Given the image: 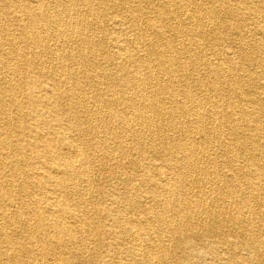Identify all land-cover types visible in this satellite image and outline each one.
I'll list each match as a JSON object with an SVG mask.
<instances>
[{
    "label": "bare ground",
    "instance_id": "obj_1",
    "mask_svg": "<svg viewBox=\"0 0 264 264\" xmlns=\"http://www.w3.org/2000/svg\"><path fill=\"white\" fill-rule=\"evenodd\" d=\"M47 1L33 0L28 5L21 0H5L7 4L21 3L25 16L12 12L0 15V155L5 154L0 158V264H70V253L65 255L77 245L73 240V234L77 231L83 235L80 253L86 256L85 245L92 232L94 218L89 213L81 216L77 211H82L83 197L92 190L90 179L83 180L89 172L91 158L98 161L103 159H96L95 153L99 148L105 149L106 155L109 152V158H114L116 151L126 155L124 139L127 137L133 139L135 152L142 147L141 136L144 132L155 133L160 139L159 147H164L172 155L168 163L157 168L162 175L160 180L146 181L152 196L150 205L158 208V213L149 217L148 212L153 209L149 206L142 210L144 216H132L126 221L113 216L112 227L115 228L112 235L116 236V241L132 243L129 251L123 252L126 257L114 264H163L171 251H185V256L194 254L198 248L194 241L207 248L205 254H212L222 261L224 258L219 249L211 248L209 242V246H206L201 240L203 236L204 239L218 236L219 230L228 225L235 228L237 239L230 244L227 240L226 245L233 248L240 246L241 250L247 251L248 258L240 256L241 259H236V255L233 257L234 249H228L226 253L231 255L228 263L219 264H264L260 255L262 244L256 233L257 225L251 219L236 215L243 208H247L252 215L259 214L257 209L250 208L254 195H243L241 204L235 207L237 212H233L234 216L228 215L219 206L217 208L221 210H217V213L208 210L209 197L214 194V189L213 185L204 186L202 183L204 177H208L211 183L220 178L217 164L210 163L207 167L200 165L198 151L193 145L192 149L186 140L193 133L203 132L204 141L210 144L212 139L208 134L214 131L215 123L220 118L231 123L234 132L238 131L239 126L226 115L223 116L218 107L208 109L206 99H198L191 94L189 79L197 70V65L187 62L184 50L171 40V36L179 38L181 45H185L182 47L188 44L192 57H197L196 49H201L206 40L213 43L224 40L219 32L220 26L208 30L204 27L206 22L215 26L214 20L217 18L232 19L236 21L237 30H241L244 23L240 14L247 17L252 13L264 16V0H257L254 4H249L248 0H53L56 10L50 9ZM230 1L235 2V7L227 5ZM149 12L155 13L156 18L148 16ZM109 19L119 31L103 41L95 39V33L91 35L94 28L110 31ZM12 22L18 24V36L8 29ZM189 34L201 39L192 40L188 38ZM108 41L112 53L108 52ZM24 42L28 50L23 48ZM73 43L77 46H73ZM254 50L244 52L245 59L253 63L260 61L264 67V56L257 58ZM258 50H262V46ZM219 53L225 58L230 54L225 49ZM30 54H33V58H30ZM43 54L50 55L44 60L49 59L52 65L46 79L43 78L46 63L39 59ZM14 57L24 61L29 72L40 78L30 81L28 76L24 80L23 69L13 62ZM228 59L209 68L208 79L225 78L222 81L225 83L223 90L228 91L230 97L231 90L241 92L245 81L244 75L239 72L244 66L236 67ZM74 64H80V68L73 69ZM233 69L236 74L230 77L228 73ZM178 81L182 82V89L177 88ZM27 84L32 88L20 98L18 93ZM197 86L205 88L201 78ZM211 87L214 93H222L215 83ZM38 88H42L41 96H37L34 90ZM212 90L206 88L203 91ZM241 93L245 97V92ZM178 95L182 100L178 99ZM246 95L250 96V91ZM89 102L93 105L89 106ZM253 102L259 104L256 99ZM243 112L245 116L249 115L248 110L244 109ZM163 122H168L169 128L172 127L171 130L180 137H165L163 129L159 128ZM86 135L93 136L91 144L83 139ZM236 136L231 148L237 154H243L250 138L239 135V132ZM239 136H242L240 140ZM23 144L36 149L32 152L34 157L23 153ZM161 151L157 148L154 153L160 155ZM30 160H34L33 165ZM249 160L254 163L256 158L250 156ZM174 168L180 171L176 178L169 172ZM17 174L28 180L11 188L3 186L8 181L12 186L13 182H18ZM195 174H202L203 178L197 181L201 185L194 186V182L187 184L185 178ZM251 175L243 176L252 179ZM124 181L131 184L128 180ZM80 182L86 184L81 186ZM45 183L50 185V192L57 196L54 203L46 197H35L29 200L31 203L25 199L17 200L16 190L31 197V189H41ZM191 187L199 189L197 196L191 195ZM254 190L256 192L257 188ZM235 194L236 183L227 182L225 188L220 190L219 199L224 197L231 201ZM219 199H213L211 205L217 206L215 204ZM232 203H237V200L234 199ZM129 204L132 210H140L137 200H130ZM203 213L212 217L209 215L196 221L195 216L201 217ZM66 218H71L72 222L66 225ZM198 226L204 228L203 234L196 231ZM50 228L54 229V233ZM153 233L157 235L156 238L149 237ZM167 237L172 245L164 244ZM101 239L103 236L98 238L99 243ZM35 242L40 243L39 246ZM156 242L161 243L155 252H151ZM221 244L220 248L224 249L225 242ZM61 249H64L62 253ZM120 253L114 255L119 256ZM51 257L53 262H50ZM212 264H215L214 261Z\"/></svg>",
    "mask_w": 264,
    "mask_h": 264
},
{
    "label": "rangeland",
    "instance_id": "obj_2",
    "mask_svg": "<svg viewBox=\"0 0 264 264\" xmlns=\"http://www.w3.org/2000/svg\"><path fill=\"white\" fill-rule=\"evenodd\" d=\"M4 1L5 0L1 1L2 6H0V15L1 14H7L8 12H12V13H16L18 15H22L23 17L25 16L23 9L21 7L22 6L21 3L16 2L14 5V3H8L7 4ZM21 1L23 4L25 3L28 5L32 4V2H33V0H30V1L29 0H21ZM248 1H250L249 4H254V3H256L257 0H248ZM248 1H246V2L248 3ZM198 2L204 3V1H198ZM230 2L231 3H229V4L227 3V5L235 7V2L234 1H230ZM46 3L48 4V7L50 9L54 8V10H56V7L54 6L55 1L53 2V0H49ZM11 7H13V8H11ZM146 7H147V5H146ZM147 15L153 19L156 18V14L153 12H149V14H147ZM240 17L244 23L241 27V30H237L236 21L232 20V19L225 20V18L224 19L223 18H219V19L217 18L214 20V22L216 23L215 26L213 23L208 24V22H206V26L204 25V27H206V29H208V30H211L213 28L215 29L216 25L218 27L220 26L219 32L224 36V40L221 42H218V43H213L212 41L206 40L205 43H203V45L201 47L202 50L196 49L197 54H198L197 57H192V50H189L190 48L188 47V44L186 45V47H184V48L182 47V45L183 46H185V45L184 44L181 45L179 38H175L174 36L173 37L171 36V40L173 41V43L176 46H178L179 48H182V50H184V52H185L184 56H185L187 62L193 63V64L195 63L197 65L196 66L197 70L193 72V74L191 75V77L189 79V82L191 83V94L193 96H195V98L206 99V101H207L206 105L208 106V109L211 108L212 106L218 107L219 110L221 111L222 115L224 114L230 120L237 122V124L239 126L238 131L236 130V132H234L232 129V124L227 123L223 119L220 118L219 121H217V123H215L216 127L214 128V131L209 132V134H208L209 138L212 139L210 144H207V142L204 141L205 136H204L203 132H199L202 134L193 133V134H191L192 136L189 138V140L185 139L190 144V147L192 149L195 148L198 151L197 157L200 158V160H199L200 165L207 167V165H209L210 163H216L218 165V166L216 165V167H217L216 169L219 173V177L221 178V179L220 178L214 179V182L211 183V181L209 179H207L208 177L203 178L202 174H199V175L195 174V176L186 177L185 181L187 184L194 182V186H197V185H201V183L197 184V181L200 182L198 179L201 177V178H203L202 184L204 186H212L213 185L212 187L214 189V194L210 195L209 204H208V210L210 213H212V210L216 211L215 213H217V210L222 209L223 211H226L228 213V215L234 216L233 212L236 211L235 207L237 204H239L241 202L243 195H245V194L254 195L255 198H254V201H251L252 207H250V208L257 209L259 214L257 216L252 215L251 213L248 212L247 208H243L240 213L236 211L237 212L236 215L243 217L245 219H251L257 225V229H258V231L256 232L257 238L259 239V241L262 244V250L260 252V255H261V258L264 259V205H263V202H261V201H263L262 198H264V67L260 61L257 63H255V62L253 63V62L247 61L244 57V52H246L247 50L253 49V48H255V50L253 51L254 56H256L257 58H261L264 56L263 55L264 54V34H262V32L264 30V16L252 13L248 17H247V15L242 16L240 14ZM223 20H225L224 23H223ZM108 25L110 28L109 32H106L104 30H98V28L97 29L94 28L91 35H93L95 33L93 35V37L95 39H99L100 41H103L105 39L112 37L113 33H115L116 31H119V30H117L119 28H114V26L112 25V21H110V19L108 21ZM140 25H141V23H140ZM222 25H223V27H221ZM120 28H122V27H120ZM8 29L12 34L18 36V34H19L18 24L12 22V23H10V25H8ZM145 35H146V33H145ZM188 38H190L192 40L201 39L200 36L196 37V36L190 35V34H189ZM183 39L186 40V38H183ZM71 42H73V39ZM178 42L180 43V46H179ZM24 44H25V42L22 45L23 48L28 50L29 49L28 45H24ZM73 46H77V44L73 43ZM105 46H106V44H105ZM260 46H262V50H258L260 48ZM222 49H225L228 52H230V54L227 58H229L228 60H231L234 65L236 64L235 65L236 67L240 66V65L244 66V68L242 70H240L239 72H241L244 75V81L245 82H244V86H243L241 92L242 91L245 92V97L243 96V94L241 92L235 91V90H231L230 94L232 96L229 97V92L223 90L225 83H223L222 81L225 78H220L218 80H217V78H216V80L208 79L209 68L210 69L213 68V65L214 66L220 65L221 63H223L225 61V59H227L223 55H220V53L217 54V52H220V50H222ZM108 50L107 51L109 53H112L111 44L109 41H108ZM29 56H30V58H33V54H30ZM99 56H100V60L103 61L101 53H99ZM48 57H50L49 54H43L39 58L43 62L46 63V69L43 72V78L44 79H46L48 77V71L50 70V67L52 66L51 63L49 62V59L44 60V59H47ZM13 62H15V63L17 62V64L20 66V68L23 69L24 80L28 76H29L28 79L30 81H32L34 79L37 80L40 78L37 74L29 72L28 67L26 66V63L24 61H22L20 58L14 57ZM70 65H71V63H69V66ZM74 65L72 66L73 69L80 68V64H78V65L74 64ZM98 69H99V67H98ZM234 74H236L234 69L228 73V75H230V77ZM194 75H195V77H194ZM200 78H201V80L204 81L205 88L202 87L203 89L201 87L198 88V86H197V82L200 80ZM227 78H229V77H227ZM165 79L166 78L164 77L163 80L165 81ZM229 79L232 81L231 78H229ZM211 81L213 83H211ZM214 83L222 89V93L218 94V93L213 92V90L211 89L212 88L211 85H213ZM28 84L26 85V87L23 90L19 91L18 94H19L20 98H23L24 94H26L29 90H31L30 88H32V87L29 88ZM181 85H182V82L178 81L177 82V88L182 89L183 86H181ZM206 88H209L212 91L211 92L210 91H203ZM34 90L36 91L37 96H41V94L43 93L42 88H38V89H34ZM177 91H178V89L176 90V92ZM247 91H250V93H251L250 96H252V97H250V96L247 97V95H246ZM38 92H40V93H38ZM91 96H92V94H91ZM178 99L182 100L181 95H178ZM253 99L258 100L259 104L254 103ZM220 104H221V106H220ZM88 105L92 106L93 103L89 102ZM244 109L248 110V114H249L248 116L244 115V112H243ZM102 114H105V113L103 112ZM205 123H207V122H205ZM168 124H169L168 122H163L159 126L160 129H163L164 136L169 137V138H171L172 136L180 137L179 134H177L171 130L172 127L169 128ZM156 129H157V127H156ZM238 132H239V135H245V136H248L250 138V141L245 145L246 152L243 154H237L231 148L232 143L234 142L235 139H237L236 135H238ZM213 135H214V137H213ZM128 138L129 137L124 139L125 140L124 146H125V150L127 152L126 155H122L120 152L118 153L116 151L113 153V154H115L114 158H112V157L109 158L108 157L109 152L106 155L105 149L99 148V149H97V151L95 153V156L97 157L96 159H100V158H103V159L98 161V160L91 158V162H90L91 165L89 164V166H88L89 172L86 176H84L83 180L88 181L90 179L92 190L90 191V193L87 196L82 195V196H84L82 202H84L85 205L83 204L82 211H77V212H79V214L81 216L83 215V213L84 214L89 213L88 215H90L92 218H94V225L92 227V232H91L90 236L88 237L89 239L87 240L86 245H85L86 252H87V253H85L86 256L85 255L82 256L80 253L81 248L83 249L82 242H81V236H83V235L81 233H77L78 231L73 234V237H74L73 240L75 241V244H77V245L75 247L71 248V252L68 250V252L65 255V256H67L70 253L69 254L70 264H91L92 262H95L96 264H111V263L114 264L115 261L117 262L118 260H123V258L126 257V255L123 252H128L129 251L128 248H130L132 246V243L129 244L130 243L129 241L122 242L121 240L116 241V236L112 235V231L115 228V227H112L113 220H114L113 216L115 218L118 217L121 220L126 221V220H128V218H130L132 216H144L145 214L143 213L142 210L145 209L146 207L147 208L152 207V205H150V200H151L152 196L148 190V183L146 181L148 179H153L156 182H158V180H160L162 175L159 174V171H157V168H158V166H161L162 164L164 165L166 162L168 163V160L171 158L172 152L166 151V149L164 147H161V148L159 147L158 142L160 139L156 136L155 133L154 134H150V133L146 134L144 132L143 135L141 136L142 147L136 149L137 151H135V152H134L135 149L132 148V146H133L132 144H134L133 139H131V138L128 139ZM241 138H242V136H239L238 140H240ZM83 139L91 144L93 136L86 135L83 137ZM73 143H75V142H73ZM126 143H128V144H126ZM152 143H155V144L153 145ZM214 143H215V145H214ZM57 144H59V142H57ZM191 145H193L194 148ZM146 146H147V148L145 150ZM22 147H23L22 151L24 154H26L30 157L35 156L32 152H35L36 149L33 150L30 147L26 146L25 144H23ZM202 147H203L204 151H203ZM157 148L162 150L160 155L154 153L155 149L157 150ZM142 149H144V151H142ZM152 150H153V152H152ZM14 151L15 150H10V152H14ZM178 152H180V151H177V153ZM174 154H176V153H174ZM4 155H0V158L4 157ZM150 155L152 157H150ZM250 156L256 158V161L254 163H252L249 160ZM125 160H126V162H125ZM33 162H34V160L33 161L30 160V163L32 165H33ZM103 163H104V165H103ZM136 163H137V165H136ZM154 164H156V165H154ZM112 166H113V168H112ZM164 169L166 171V167H164ZM110 172H112V173H110ZM169 172L173 173V177L176 178V175L180 171L178 169L174 168ZM13 174H14V172H13ZM245 174H253L256 176L251 175L252 179H246L243 176ZM116 175H117V177H116ZM119 176H121L123 178H121ZM24 178H26V179H24ZM16 179L18 182H13V186L9 183V181L4 183L6 185H3V186H5L7 188H11V187H15L16 185H20L22 182H25L26 180H28L27 177L22 178L21 174L20 175L17 174ZM122 179L128 180L129 182H131V184L125 183V181L124 180L122 181ZM217 181H218V183H217ZM232 181H233V183H236L237 194H235V197L231 201L224 198V197L219 199L220 198V195H219L220 190L225 188V185L227 182L231 183ZM80 183H81L80 184L81 186L86 184L85 182H80ZM187 186H191V185H187ZM254 188H257L256 192H254L255 191ZM190 189H192L191 195L194 197L197 196V192L199 189L198 188L193 189L192 187ZM50 190H51L50 185L45 183V184H43L41 189L33 187L31 189V194H32L31 197L30 196L26 197V196H28L26 194L22 195L21 193H19L18 190H16L15 193H16V198H18L17 200H19V201H22L21 199H23V200L25 199L28 203H31L29 200H31L35 197H37V198L46 197L49 201H52L54 203L57 199V196L53 195L50 192ZM249 192H251V193H249ZM258 194H259V196L257 197ZM215 198L219 199L215 204L217 206L211 205L212 200ZM234 199L237 200V203H232L234 201ZM130 200H137L139 205H140V210H138V211L132 210L131 204H129ZM218 206L221 209L217 208ZM60 207H61V205L59 206V208ZM153 213H158V208H153L152 210H150L148 212L149 217H154L156 215ZM209 215L212 217L211 214H209ZM209 215L206 214V216H205V214H204L201 217L195 216V220L197 221L198 219L208 217ZM95 218H97V221H95ZM69 222H72V219L66 218V225ZM202 226H198L197 230H196L200 234H203V231H204V228ZM49 230L51 232L54 231V229H51V228ZM219 231H220V233L218 234V236L213 235L214 238H212V239H204V236H203L201 241L204 242L203 244H206V246H209V243H210V247L213 249L218 248L220 253H221V256L224 258V260L219 261L212 254H205L207 251V248L203 247L202 245H199L198 241H194L195 245H197V247H198L197 251L194 254L189 255V256H185V254L183 253L185 251H178V252L171 251L167 255L166 260L163 261V264H191V263H193V264H212V261H214L215 264H219L221 262L228 263L227 259L231 257V255L226 253V251L228 249H234V250H232L233 251V257H234V255H236V259H241V258H239L240 256L245 258V259L248 258L247 257V251L241 250L242 248L240 246L233 248V246L229 245L230 243L234 242L235 238L237 239V236H235L236 235L235 228L232 225H228L226 227H223ZM100 236H103V240L101 239L100 240L101 242L99 243L98 238ZM149 237H153V238L155 237L156 238L157 235L153 233V234H149ZM227 240L229 243L228 245H226ZM217 241H219V243ZM119 242H121V244L117 245V243H119ZM222 242H225L224 249L220 248L221 245H223V244H221ZM160 243L161 242H156L154 247L151 248V252H155L157 245H159ZM35 244L37 246H39L40 243L35 242ZM164 244H167V245L171 244L172 245V241H170L167 237L164 241ZM64 248H66V246ZM63 251H64V249H61L60 253H62ZM120 251L122 253H120ZM114 252L120 253V254H118L119 256L114 255L115 254ZM85 260H88V261H85ZM50 262H53L52 257L50 258Z\"/></svg>",
    "mask_w": 264,
    "mask_h": 264
}]
</instances>
